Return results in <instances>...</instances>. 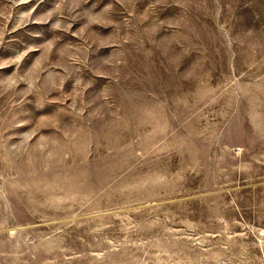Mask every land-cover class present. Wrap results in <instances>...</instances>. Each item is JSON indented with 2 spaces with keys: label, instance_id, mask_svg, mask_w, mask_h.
I'll return each instance as SVG.
<instances>
[{
  "label": "rangeland",
  "instance_id": "1",
  "mask_svg": "<svg viewBox=\"0 0 264 264\" xmlns=\"http://www.w3.org/2000/svg\"><path fill=\"white\" fill-rule=\"evenodd\" d=\"M0 264H264V0H0Z\"/></svg>",
  "mask_w": 264,
  "mask_h": 264
}]
</instances>
